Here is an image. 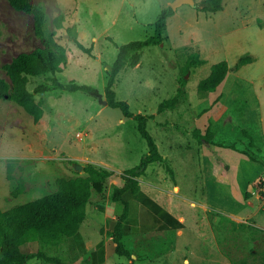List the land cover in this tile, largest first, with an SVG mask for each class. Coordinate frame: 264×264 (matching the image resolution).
Listing matches in <instances>:
<instances>
[{
	"label": "rangeland",
	"instance_id": "obj_1",
	"mask_svg": "<svg viewBox=\"0 0 264 264\" xmlns=\"http://www.w3.org/2000/svg\"><path fill=\"white\" fill-rule=\"evenodd\" d=\"M171 1L27 0L43 8L44 35L54 31V40L65 49L66 62L54 75L56 79L61 83L72 81L88 85L92 91L52 89L34 95L35 99H42L43 109L36 123L19 105L0 98V210L51 192L57 177L80 174L82 171H75L72 164L81 166V163L69 156H85L91 160L100 156L101 128L114 131L118 119L131 120L118 108L102 103L107 71L117 46L151 35L155 16ZM201 1L193 0V5L184 3L172 9L165 20L162 41L143 47L138 64L124 65L116 73L111 88L115 99L126 102L132 114L152 115L146 120V131L158 152L166 158L165 163L180 187L172 192L154 183L173 204H166L167 207L175 214L187 216L189 222L182 229L183 238L175 241V250L171 251L174 255L165 257L159 264L240 261L259 264L264 253V229L246 225L251 221L244 217L247 209L244 192L250 191L246 187L252 186L258 175L264 177L260 173L263 170L225 146L235 143L240 149L250 150V143L259 144L264 125V0H222L221 9L217 11L201 9ZM57 14L64 17L59 29L51 22ZM72 24L77 40L85 47L92 46L89 55L80 51L66 35L65 27ZM34 47H42V41L33 34L31 15L0 0V78L9 83L4 65L17 53ZM244 54L253 60L235 72H228L215 93L204 98L197 96L196 84L207 75L211 64L224 60L231 66ZM195 59L201 62L198 64ZM44 76L30 77L28 89L49 77ZM176 91L173 106L156 112L158 104L174 96ZM197 113L202 114L204 121L202 133L208 129L210 141L214 142L211 150L201 152L198 164L193 155L177 157L168 148L171 137H180V132L172 128L174 122L182 127L180 121L185 120L188 124L182 131L184 138H193L192 121ZM88 128L93 129L86 136L84 132ZM91 144L97 145L96 150L87 149ZM11 158L16 162L8 179L5 163ZM155 169L170 186L173 179L164 166L157 163ZM153 178L154 182H159L160 178ZM18 181L21 192L11 194ZM180 195L185 196L184 200L179 199ZM231 215L243 217L246 223L243 229L231 228L227 221ZM121 243L135 255L130 257L131 262L124 256L112 255L104 264H151L141 257L131 236L122 237ZM148 247L145 246L146 250ZM41 250L47 256L70 261L64 250L59 252L53 245L42 244ZM181 256L187 260L182 262ZM10 264L43 263L38 257L30 256L16 258Z\"/></svg>",
	"mask_w": 264,
	"mask_h": 264
},
{
	"label": "trees",
	"instance_id": "obj_2",
	"mask_svg": "<svg viewBox=\"0 0 264 264\" xmlns=\"http://www.w3.org/2000/svg\"><path fill=\"white\" fill-rule=\"evenodd\" d=\"M15 10L29 13L32 17V31L34 36L42 41V47H34L28 52H19L4 65L9 83L0 78V98L13 101L27 113L33 123H36L43 114L42 99L34 98V95H41L52 89H61L67 92L83 91L91 92L92 88L84 84H76L72 81L66 83L59 82L54 76L60 72L66 62L65 49L57 43L53 36L54 31H49L44 35V11L40 5L31 4L27 0H6ZM222 0H202L200 7L206 11H217L221 9ZM172 14L169 6L162 8L154 21L152 22V34L141 40H133L122 43L117 46V51L112 63L107 71L106 81L104 84L103 99L107 106L118 108L121 114L126 118H131L136 123V128L140 136L145 140L147 145V154L139 159V162L127 169L120 171L117 176L123 181L120 187L114 184L107 185L108 178L114 174L113 171L104 167L87 163L82 166L81 170L84 175L73 177L55 178V190L39 198L15 204L5 210H0V264H10L13 260L28 258L30 256L38 257L43 264H88L84 260L78 263L66 262L54 256H47L42 251L34 253L21 254L16 252L15 248L10 247L11 243H18L25 240L30 234L35 235L36 241L41 244L58 245L63 238L70 237L77 232L78 226L84 216V206L90 195L97 194L100 198L108 200H121L124 208L122 213L117 217V221L112 230V253L118 256H124L130 259V253L125 249L120 241L123 234L120 221L125 216L126 204L121 195L125 192L135 193L139 190L137 177L144 173L148 164L157 162L164 166V170L169 177L173 179L172 171L165 163L166 160L159 154L156 144L145 128L147 119L152 117L151 114H132L128 110L126 102L115 99L114 92L111 88L116 73L124 66H134L139 61V51L150 44H158L162 41V30L166 18ZM63 15L57 14L52 19V25L55 29L62 27ZM65 33L75 46L82 52L90 54L92 46H83L77 40V33L74 25L65 27ZM194 55V54H193ZM199 64L201 61L195 59ZM253 58L247 54L237 57L231 66L222 60L213 63L205 77L200 79L196 84V94L199 98H204L209 94L215 93L223 83L228 72H235L242 65L250 63ZM46 75V76H44ZM48 77L43 82L36 83L30 90L28 84L32 76ZM176 93L167 100L160 102L156 112L162 109L172 107L176 100ZM215 97L214 100H216ZM193 138L197 141L204 139L207 142L211 140V132L205 129L203 133L197 130L192 131ZM252 138L249 139V142ZM235 143L227 144L231 150L245 156V150H237ZM252 145V143H250ZM15 159H8L5 163V176L10 179L13 171ZM19 168V167H18ZM20 169V168H19ZM20 182L18 181L11 194L21 192ZM245 196L249 193L245 192ZM231 228L243 229L244 224L235 223L227 219ZM14 252V253H13ZM129 264V263H128ZM232 264H245L244 261ZM259 264H264V253L260 256Z\"/></svg>",
	"mask_w": 264,
	"mask_h": 264
},
{
	"label": "crops",
	"instance_id": "obj_3",
	"mask_svg": "<svg viewBox=\"0 0 264 264\" xmlns=\"http://www.w3.org/2000/svg\"><path fill=\"white\" fill-rule=\"evenodd\" d=\"M150 29L152 31V26ZM256 106L259 107V102L257 101ZM201 117L202 114L197 113L192 121L194 126L193 130H197L200 133H202L204 129V121ZM261 119H263V113L261 114ZM131 122H133L132 119L129 122L118 119L114 126L116 127L115 130L117 129L116 132L115 130L111 131V129H109L107 131V128H101L103 136H101L100 139L102 140L100 142V156L96 155L93 160H91L89 157H76L77 155H73L69 156V159L79 161V163H81V168L83 165L90 163L111 171L113 170L116 174L135 165L140 157L147 154V145L145 140L138 133L135 121L133 125ZM175 123L176 122L172 125V128H176L180 132V137L186 139V141L180 140V137H171L168 141L169 150L174 151L177 157L179 155L180 157L193 155L196 164H198V158L201 152L204 154L205 150H211L214 146V142H207L204 139L197 141L194 138H184L182 131L185 129L184 126L188 123L185 120H181L180 123L182 127L178 125V122L177 124ZM105 125L107 124L105 123ZM92 129L93 128L90 130L89 128L86 129L84 135L88 136ZM77 137H80L79 133ZM235 147L237 150H241L238 146ZM96 148L97 145L94 147L93 145L87 147L89 151H94ZM243 150H245L249 156L240 154L236 150L233 151L244 156L250 164H257L260 166L263 170L260 173L264 175V125L261 128L259 144H252L250 150ZM175 155L171 154L173 157ZM163 158L166 160L165 157ZM169 159H171V157ZM155 164H157V162L147 165L144 169V173L137 177L139 184V190L137 192H125L121 195L122 200L126 204L125 216L120 221L121 230L123 231L121 238L124 236H131L135 248L139 247L140 249L142 254L141 257L143 256L145 262H150L151 264H159L168 256L174 255L171 251L175 250V241L179 242V239L183 238L184 233L182 229L189 223L187 221V216L183 217L177 213L175 214L167 207L166 204H170L168 198H165V195L160 192V189L157 188V185L154 183L161 185L163 187L161 189L172 192L175 188H177V191L180 190V187L174 179L171 181L170 186L164 183L165 179L158 175ZM76 175H84V173L81 172L73 176ZM153 177H156L155 179L160 178L159 182H154ZM122 183L123 181L117 175H111L107 180V185L114 184L120 187ZM246 189H250V191H245L249 193V196L244 200V204L247 205L244 217L248 218L251 222L247 224L244 223L243 217L240 215H231L229 219L235 223L240 222L246 225H256L259 226L260 229H264L262 226L264 225V177L258 175V178L252 182V186L247 185ZM173 194L175 195L176 193ZM184 197V195H180L179 199L184 200ZM90 199L91 201L89 202ZM170 205L172 206L173 204ZM123 208L124 205L121 200L112 201L107 198H99L97 194L92 193L85 203L84 216L78 226L77 232L70 237L63 238L58 245H55L56 250L59 252L60 250H64L70 258L68 262L74 261V263H78L86 260L88 264H104L112 255H117L112 253L114 245L112 243V230ZM253 217L257 220H252ZM191 220L193 221L192 218ZM182 244L186 246L185 242H182ZM145 246H149V249L146 250ZM10 247L11 249L12 247L15 248L17 254L42 251V244L36 241V237L33 234L27 236L22 242L11 243ZM152 249L153 252H151ZM134 256V254L130 253V257ZM182 257L184 256H181L182 262L187 260ZM129 262H131V259H129Z\"/></svg>",
	"mask_w": 264,
	"mask_h": 264
},
{
	"label": "water",
	"instance_id": "obj_4",
	"mask_svg": "<svg viewBox=\"0 0 264 264\" xmlns=\"http://www.w3.org/2000/svg\"><path fill=\"white\" fill-rule=\"evenodd\" d=\"M189 4V5H193V0H172L169 4L171 9H175L176 7L180 6L181 4ZM102 103L105 105L106 102L104 100H102ZM72 167L75 171H80L81 170V166L77 165V164H72Z\"/></svg>",
	"mask_w": 264,
	"mask_h": 264
}]
</instances>
